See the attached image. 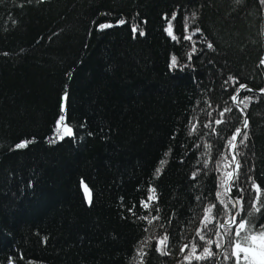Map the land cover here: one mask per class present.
<instances>
[{"label": "trees", "instance_id": "16d2710c", "mask_svg": "<svg viewBox=\"0 0 264 264\" xmlns=\"http://www.w3.org/2000/svg\"><path fill=\"white\" fill-rule=\"evenodd\" d=\"M263 19L262 0H0V264H234L240 221L264 225Z\"/></svg>", "mask_w": 264, "mask_h": 264}, {"label": "snow or ice", "instance_id": "6c2138e0", "mask_svg": "<svg viewBox=\"0 0 264 264\" xmlns=\"http://www.w3.org/2000/svg\"><path fill=\"white\" fill-rule=\"evenodd\" d=\"M264 2V0H262ZM173 19H175V14H173ZM120 24L125 23L124 20L119 21ZM100 30L113 27V25L110 24H101L98 26ZM167 34L172 37V39H176V37L173 35L172 32V26H171V20L168 21V28L165 29ZM133 32H136V28H133ZM145 33L141 30L139 32V35L143 36ZM185 39H191V37H185ZM209 47H212L211 44L208 45ZM197 49L195 47L192 48V53H195ZM189 59H191V54H189ZM261 63H264V60L261 61ZM170 67L171 68H176L177 67V58L175 56L171 57L170 61ZM231 79V78H230ZM245 85H240V88H245ZM237 92H239V89H236ZM65 100L67 99V96L64 98ZM236 97H233V100H235ZM247 107V105H245ZM225 111H231V109H225ZM223 115V113H222ZM65 120L64 115H61L59 120L57 121V132L59 135L55 138L52 139L50 142L55 143L56 139H63L65 136H72L73 131L71 128H68L67 125H63L64 131L61 133L60 131V126ZM217 124L223 123V121L217 120ZM211 127V125H208ZM244 127H247V120L244 121ZM195 128V126H193ZM241 135V129L237 128L235 130V133L232 135L231 140L229 141V145L231 148H236V139L238 136ZM247 139V134H243V138L240 140V143H244V140ZM27 142H21L17 144L15 147L17 149H21L26 147ZM233 161L235 162V156L232 157ZM205 166L206 163H205ZM240 165L238 162H236V168L239 169ZM159 171V170H157ZM195 173H193V178L195 177ZM227 176L231 179L233 177V173L229 172L227 173ZM255 186V185H254ZM257 190L259 191V186H255ZM154 191V190H153ZM84 192L87 197L88 203L91 204L92 198H91V193L90 190L88 189L87 185H84ZM219 195V194H217ZM154 197H149V200H152ZM223 203V201H221ZM236 203H239V201H236ZM145 207L148 205L145 204ZM235 206V204H234ZM212 207H215V205L210 206L208 209H206V213H210L212 211ZM259 211V209H257ZM207 219V216H206ZM151 223V221H149ZM231 223H236V218L232 217L231 218ZM223 227V225H221ZM243 233V235H242ZM235 236L240 238V240L235 243L234 245V251L231 253V256L228 257L229 259L234 258V264H264V225L259 226L257 228L255 225L251 224L250 221L247 220H241L240 223L237 225V231L235 232ZM203 239V237H201ZM167 240V236L161 240V243H165ZM183 250V249H182ZM199 259V257H198Z\"/></svg>", "mask_w": 264, "mask_h": 264}, {"label": "water", "instance_id": "95a60500", "mask_svg": "<svg viewBox=\"0 0 264 264\" xmlns=\"http://www.w3.org/2000/svg\"><path fill=\"white\" fill-rule=\"evenodd\" d=\"M263 48H264V23H263ZM264 56H262V58H263ZM246 87L245 88H250L248 85H245ZM239 89V92H235L234 94H233V96H232V101H233V103L240 109V110H243V108H242V106L239 104V102H238V100H239V96H240V93H241V91L244 89V88H238ZM257 92H259V93H261V92H264V89L263 90H261V91H257ZM65 94H63V96H62V101H61V108H60V111H61V115H64L65 114V111H66V100L64 99L65 98ZM233 97H236V99L235 100H233ZM245 120H247L248 121V119H247V115L244 113V121ZM65 124V120L63 121V123L61 124V125H64ZM240 129H241V132L245 129V127H244V122H243V125L240 127ZM239 137V136H238ZM238 137H237V139H238ZM237 139H236V141H235V143H236V147H237ZM233 156H235V162L233 161V167L231 168V170H230V172L231 173H233V177L230 179H228V181H227V184H226V186H225V191L227 192V194L232 198V200H233V206H234V204H235V206H234V211H233V213H232V215H231V218L232 217H236V208H237V203H236V199L233 197V193H232V191H231V183H232V181H233V179H234V177H235V174H236V172H235V170H236V162H238V159H237V153H236V148H232V157ZM84 185H87L85 182H81V191H82V194H83V197H84V199H85V201H86V203L87 204H89L88 203V200H87V197H86V195H85V192H84ZM88 187V186H87ZM88 189L90 190V188L88 187ZM90 193H91V190H90ZM231 218H230V220L229 221H227V222H225V223H221L220 225H219V228H220V231H221V233H222V236H223V238H224V233H223V227H221V225H225V226H232L234 223H231ZM223 243H225V240L223 241ZM217 259H218V257H217Z\"/></svg>", "mask_w": 264, "mask_h": 264}, {"label": "bare ground", "instance_id": "6f19581e", "mask_svg": "<svg viewBox=\"0 0 264 264\" xmlns=\"http://www.w3.org/2000/svg\"><path fill=\"white\" fill-rule=\"evenodd\" d=\"M263 23H264V19H263ZM262 32H263V26H262ZM264 49V48H263ZM264 51V50H263ZM262 56H264V52H263V54H262ZM237 159H238V157H237ZM233 167V166H232ZM237 169V168H236ZM235 172H236V170H235ZM236 175V174H235ZM236 210H237V208H236ZM234 211V210H233ZM223 251V246H222V248H221V250H220V252H222Z\"/></svg>", "mask_w": 264, "mask_h": 264}, {"label": "rangeland", "instance_id": "374dc122", "mask_svg": "<svg viewBox=\"0 0 264 264\" xmlns=\"http://www.w3.org/2000/svg\"><path fill=\"white\" fill-rule=\"evenodd\" d=\"M60 131L63 132L64 131V127H60ZM226 186V185H225ZM234 225V224H233ZM232 225V226H233Z\"/></svg>", "mask_w": 264, "mask_h": 264}]
</instances>
